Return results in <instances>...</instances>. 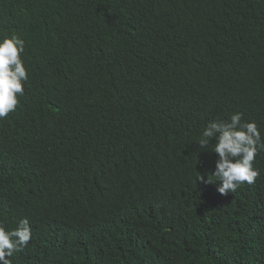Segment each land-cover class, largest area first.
I'll return each instance as SVG.
<instances>
[{
    "label": "trees",
    "instance_id": "16d2710c",
    "mask_svg": "<svg viewBox=\"0 0 264 264\" xmlns=\"http://www.w3.org/2000/svg\"><path fill=\"white\" fill-rule=\"evenodd\" d=\"M14 32L0 223L32 239L11 264H264V152L224 196L198 144L234 112L264 135V0H0Z\"/></svg>",
    "mask_w": 264,
    "mask_h": 264
},
{
    "label": "clouds",
    "instance_id": "9594fccd",
    "mask_svg": "<svg viewBox=\"0 0 264 264\" xmlns=\"http://www.w3.org/2000/svg\"><path fill=\"white\" fill-rule=\"evenodd\" d=\"M25 48V39L15 32L0 39V120L17 110L20 97L25 94L29 81V71L22 59ZM198 144L201 149L210 148L217 154L212 177L219 182V194L235 193L245 183H255L260 176L254 163L264 152V135L256 121L243 119V113L234 112L228 120L209 121ZM207 183H213L212 178L208 177ZM31 239L32 228L27 218L10 230L0 223V264H11L14 253L26 248Z\"/></svg>",
    "mask_w": 264,
    "mask_h": 264
}]
</instances>
